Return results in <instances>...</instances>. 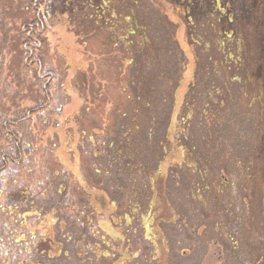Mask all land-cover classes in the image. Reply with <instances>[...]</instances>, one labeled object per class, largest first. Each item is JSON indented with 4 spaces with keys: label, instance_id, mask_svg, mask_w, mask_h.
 Masks as SVG:
<instances>
[{
    "label": "rangeland",
    "instance_id": "1",
    "mask_svg": "<svg viewBox=\"0 0 264 264\" xmlns=\"http://www.w3.org/2000/svg\"><path fill=\"white\" fill-rule=\"evenodd\" d=\"M44 17L55 112L15 128L32 156L0 177V264H264V0H48ZM31 20L0 0V160L20 142L5 123L44 101ZM254 54L249 96L235 72Z\"/></svg>",
    "mask_w": 264,
    "mask_h": 264
},
{
    "label": "trees",
    "instance_id": "2",
    "mask_svg": "<svg viewBox=\"0 0 264 264\" xmlns=\"http://www.w3.org/2000/svg\"><path fill=\"white\" fill-rule=\"evenodd\" d=\"M47 3H48V0H27L28 7L32 12V20L29 23H25L23 25V27H22L23 40L21 41L24 56L26 58L28 66L30 68H33L36 71L39 78H41L42 82L44 83V86H43L44 94H45L44 95V101H43L42 105H40L37 109L29 110L28 113L26 114V116L22 117L20 120L7 121L5 123V127H4L5 131L12 137L14 142H15V140L20 141V142H19V144H17V156L16 157L10 156V158L8 159V157L4 156L2 158V160H0V163H1L0 164V177L3 173V171L8 169L9 165L17 164V165L21 166L22 168H26L27 167V161L31 160V156H32L31 154L32 153L28 150L25 151L24 147L21 146V144L23 142L21 140H19L20 138L16 135L15 128L27 127L30 123V120L33 117H39L44 112H47L50 114H53L55 112L54 99L51 96V92H52L54 81H55V76L53 74H51V71L48 70V68L46 67L44 58H43L44 51L46 50V47L48 44V41L46 40L48 30H47L45 17H44V9H45V6ZM180 9L182 11V8H180ZM189 22H190V20H188V23ZM168 25H169V28H171L170 24H168ZM171 25H174V23L172 21H171ZM173 28L175 30V25ZM168 33L170 36L174 37V35L171 32L168 31ZM226 54H227V51H226ZM228 54H230V53H228ZM228 58L232 59L233 56L229 55ZM255 61H254V64L252 65V68L250 67L249 71L247 73L245 71H242V70L235 72L236 74L244 73L243 75L246 76L245 78L247 81H251V84H252V82L255 83L254 87L252 86V92L250 94H248L246 91V88H244V90L246 91V93L249 96H251L253 93L256 92V90H254L253 88L258 87V78L256 76V72H257L256 67L258 65V63H257L258 56H256V55H255ZM235 63H237V62H235ZM255 63L257 65H255ZM184 74H185V69H183L181 77H183ZM234 80L241 82L238 79L236 80V78H234ZM241 85L243 88L245 84L241 83ZM186 98L187 97H185V101H186ZM185 101H184V104L185 103L188 104L187 101L186 102ZM190 107H192V106L190 105ZM190 113H191V109H188L186 111V114L184 117L186 118V115L190 114ZM178 119H179V117H178ZM30 144H31V146H34L33 142H31ZM25 158H26V160H25ZM84 234H86V232ZM13 243L14 244L17 243V240L15 239ZM14 244L7 243L4 245L7 246L8 252L15 253L18 257V255L20 254V250ZM1 247H2V245H0V253L2 252ZM18 259H19V257L17 259L14 258L15 264L19 263Z\"/></svg>",
    "mask_w": 264,
    "mask_h": 264
}]
</instances>
